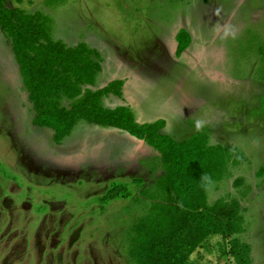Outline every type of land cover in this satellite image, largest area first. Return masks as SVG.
Wrapping results in <instances>:
<instances>
[{
  "label": "rangeland",
  "instance_id": "obj_1",
  "mask_svg": "<svg viewBox=\"0 0 264 264\" xmlns=\"http://www.w3.org/2000/svg\"><path fill=\"white\" fill-rule=\"evenodd\" d=\"M49 15L51 35L85 43L97 36L110 63L104 60L97 82L124 83L122 96L111 97L114 106L129 107L138 123L163 119L178 142L205 132L236 161L206 196L208 203L239 200L244 232L233 240L248 250L231 251L233 243L217 235L185 264H264V0H77ZM181 30L189 42L176 55ZM3 34L0 264H130L133 228L150 202L141 190L160 174L156 151L86 120L54 143L52 129L31 122ZM123 54L132 62L118 65ZM115 186L117 194L104 197Z\"/></svg>",
  "mask_w": 264,
  "mask_h": 264
},
{
  "label": "trees",
  "instance_id": "obj_2",
  "mask_svg": "<svg viewBox=\"0 0 264 264\" xmlns=\"http://www.w3.org/2000/svg\"><path fill=\"white\" fill-rule=\"evenodd\" d=\"M64 1L44 0V4ZM50 23L48 15L9 9L0 0V29L10 38L33 109L32 124L52 129L53 142L59 143L80 120H86L126 131L158 153L155 159L161 174L152 186L141 190L150 202L133 228L129 263L185 264L210 235L232 242L231 251L236 247L248 250V244L233 240L244 232L239 200L226 196L208 203L206 196L207 188L228 172L227 165L236 164L229 149L210 144L205 132H195L178 142L160 132L165 125L163 119L138 123L127 106L103 107L102 97L122 96L123 80H112L95 90L89 88L100 71V55L84 43L66 47L53 40ZM182 34V30L176 34V55L189 42ZM62 98L71 100L69 107L60 104ZM117 192L115 186L104 197L113 198Z\"/></svg>",
  "mask_w": 264,
  "mask_h": 264
},
{
  "label": "crops",
  "instance_id": "obj_3",
  "mask_svg": "<svg viewBox=\"0 0 264 264\" xmlns=\"http://www.w3.org/2000/svg\"><path fill=\"white\" fill-rule=\"evenodd\" d=\"M77 0H66V1H64V2H62V3H56V4H54V5H51V6H48V5H46V4H44V0H3V4H4V6L5 7H7V8H9V9H13V8H19V9H22V10H24L25 12H27V13H30V14H32V13H34L35 11H39V12H41L42 14H44V15H48L49 17H50V12H53L54 11V9H56L57 7H60V6H65L66 4H68L69 2H71V3H73V2H76ZM26 4H33L32 6H30V7H25V5ZM25 8H28V9H26L25 10ZM51 18V17H50ZM53 26V23H52V21H51V23H50V36H51V38L53 39V40H55V41H60V42H62L66 47H73V46H75V45H77L78 43H84L88 48H90V49H92V50H94V51H97L98 52V54L100 55V71L97 73V75H96V77H95V81H94V83L92 84V85H88V87L89 88H91L92 90H95V89H98V88H101V87H103V86H105L107 83H99V82H97V80L100 78H102V75H100L101 74V70H102V67L104 68V66H105V63L106 64H110L109 63V56H107L101 49H100V43H98V42H96V40H95V38H97V36H92L91 38H85V41L88 43H85V42H81L79 39H77V38H69V36H66V37H62V36H56V35H51L52 34V32H51V27ZM0 32L2 33H4L3 34V36H8L4 31H2L1 29H0ZM84 41V40H83ZM92 45H94V46H96V47H98L99 49H96V48H93V47H91ZM174 45V44H173ZM127 50V49H126ZM125 50V51H126ZM103 54H102V53ZM126 53V52H125ZM124 55V54H123ZM12 56L14 57V55H13V52H12ZM14 60H15V58H14ZM104 60L106 61L105 63H104ZM132 61H130L129 59H128V57H127V55L125 54L123 57H119L117 60H116V63L118 64V65H125V64H128V63H131ZM107 66V65H106ZM108 67V66H107ZM113 77H115V76H113ZM112 77V78H113ZM102 80V79H101ZM113 80H115V79H113ZM112 81V80H111ZM101 84V85H100ZM123 85H124V83H123ZM122 85V91H123V88H124V86ZM112 96H116V95H112V94H109L108 96H105V97H102V99H101V104H102V106L103 107H105V108H109V109H112V108H114V107H116V106H114V102H112V100H111V97ZM116 97H118V96H116ZM109 128H111V127H109ZM198 131V130H197ZM121 132H123V131H121ZM160 132L161 133H163V134H166V133H169L168 131L167 132H165L162 128L160 129ZM167 135V134H166ZM170 135V134H169ZM191 134H189L188 135V137L190 136ZM188 137H186V138H184V139H182V140H185V139H187ZM135 138V137H134ZM137 139V138H136ZM137 140H139V139H137ZM139 141H142V140H139ZM157 153V152H156ZM158 155V153L155 155V156H157ZM160 171V174H161V170H159ZM159 175V174H158ZM144 179H146V177L144 178ZM213 236H217V235H210L209 237H213ZM219 236V235H218ZM208 237V238H209ZM207 238V239H208Z\"/></svg>",
  "mask_w": 264,
  "mask_h": 264
}]
</instances>
